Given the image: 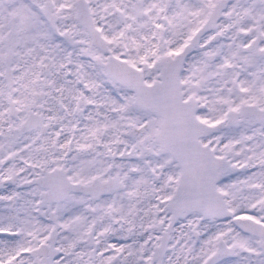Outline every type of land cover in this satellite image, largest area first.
Returning a JSON list of instances; mask_svg holds the SVG:
<instances>
[{
	"label": "snow or ice",
	"instance_id": "obj_1",
	"mask_svg": "<svg viewBox=\"0 0 264 264\" xmlns=\"http://www.w3.org/2000/svg\"><path fill=\"white\" fill-rule=\"evenodd\" d=\"M0 264H264V0H0Z\"/></svg>",
	"mask_w": 264,
	"mask_h": 264
}]
</instances>
